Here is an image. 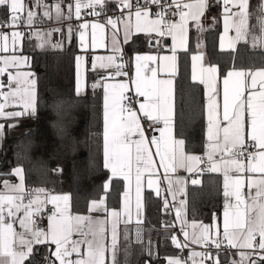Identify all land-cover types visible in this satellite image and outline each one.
<instances>
[{
  "label": "snow or ice",
  "instance_id": "1",
  "mask_svg": "<svg viewBox=\"0 0 264 264\" xmlns=\"http://www.w3.org/2000/svg\"><path fill=\"white\" fill-rule=\"evenodd\" d=\"M65 2L55 0L48 5L45 0H0V8L6 14L0 29H13L10 33L0 31V53H4L0 55V77L7 75V84L0 80V118L20 117L36 111V80L32 73L21 70L28 65L29 58L16 54L26 34L17 29L28 28L27 37L39 41L38 47L51 44L53 48H60L61 44L49 39L53 34L51 30L35 29L38 15L59 23L72 19L73 15L81 19L82 9L91 10L86 15L99 17L109 6V0H67L65 13ZM222 3L221 50L235 51L237 44L243 41L264 51V0L258 5L255 25L249 22L250 0H222ZM116 6L120 15L108 17L105 24L84 22L78 26L80 47L85 51L108 47L100 34L109 27L112 29V54L92 59L93 71L102 69L107 73L92 84L93 89H103V161L104 168L111 174L103 185V195L89 203V214L74 213L69 195L54 194L45 188L28 189L23 168H15L11 175L19 178L18 183L0 180V264H31L38 254L36 246L43 245L54 246L44 258L45 264H117L121 225L125 241L129 240L128 228L133 223L136 241L142 239L145 179L147 188L154 190L158 197L162 195L160 184L167 185L164 208L169 207L167 196L170 195L184 236L181 243L172 235V243L181 250L192 245L204 249L190 250L184 259L168 258L167 264H221L218 254L221 249L236 250L234 257L239 259L234 258L231 264H264V67L229 70L223 77L221 105L218 66L205 65L202 53L192 55L191 80L204 86L207 127L204 154H188L185 141L175 134L173 78L178 70V51H188L190 24L197 31L203 30L202 18L209 8L208 0H171L170 3L167 0H143V3L116 0ZM151 6H156L155 13L151 12ZM34 8L37 11H33ZM169 11L178 19L167 20ZM253 28L258 32H253ZM230 31L235 35L228 36ZM71 32L69 27V34ZM121 33L123 43H128L134 34L151 36L154 33L160 38L155 41L156 45L171 54L161 55L158 49L157 54L135 55L134 76L130 77L124 71ZM167 38L172 42L170 48L164 44ZM200 46L198 43L197 47ZM83 62L84 57L77 56L78 94L84 79ZM118 77L127 79L118 80ZM8 107L21 110L6 111ZM142 118L150 122L159 136L146 135ZM161 123L163 127H159ZM4 127L0 124V133ZM160 169H163L162 178ZM180 170L197 176L205 171L222 176V225L218 217H214L212 225L189 223L185 218L188 180L177 175ZM116 179L124 182L121 207L109 209L107 196ZM200 183L198 178L191 179L192 185ZM178 196L184 198L178 199ZM48 205H52V210L47 215L46 227L41 228L38 220L43 218ZM17 223L20 230L15 226ZM163 226L176 225L166 222ZM212 248L217 250L215 255Z\"/></svg>",
  "mask_w": 264,
  "mask_h": 264
},
{
  "label": "trees",
  "instance_id": "2",
  "mask_svg": "<svg viewBox=\"0 0 264 264\" xmlns=\"http://www.w3.org/2000/svg\"><path fill=\"white\" fill-rule=\"evenodd\" d=\"M110 6L115 4L109 3ZM251 25L256 22L258 4L250 2ZM217 12V11H216ZM213 13V12H212ZM218 14V13H214ZM6 16L0 8V22ZM219 16V15H218ZM219 18L214 17L205 32V52L209 63L216 64L223 75L230 68L264 67V51L240 42L236 50H221L218 47ZM142 37L136 36L126 45L130 52L142 48ZM182 51L178 56V73L175 86L176 134L185 141V149L199 151L203 145V90L199 83L189 77V55ZM54 59L46 58L36 62L34 67L45 82L38 92L35 126L15 137H7L4 155L0 160V176L12 177L16 167L24 170L26 187L45 188L51 192L67 193L71 198L72 211L85 213L92 200L103 195V185L109 178L102 156V102L98 91L80 95L73 85L62 77L51 79ZM205 173V172H204ZM202 175H206V174ZM122 180L112 181L107 196L109 207L117 206L122 192ZM218 182L214 180L206 187L189 188L188 214L192 219L208 221L218 208ZM145 212L150 215L144 221L147 225L170 223V214L164 208V195L145 194ZM154 213H157L156 218ZM117 264H167V259L179 256V248L172 239L158 240L156 256L146 255L144 245L133 240L132 226L128 228L129 240L123 238V226ZM38 254L31 264H41L49 249L46 245L36 246ZM217 253V252H216ZM221 264H225L229 253L220 251Z\"/></svg>",
  "mask_w": 264,
  "mask_h": 264
},
{
  "label": "crops",
  "instance_id": "3",
  "mask_svg": "<svg viewBox=\"0 0 264 264\" xmlns=\"http://www.w3.org/2000/svg\"><path fill=\"white\" fill-rule=\"evenodd\" d=\"M51 1L52 0H46V2H51ZM251 1L252 0H250V2ZM254 1H256V3L258 5L261 2V0H254ZM109 3L116 4V0H109ZM34 10H35V8L33 9V11ZM64 10H65V13H67V0L64 4ZM214 13H218V14H214ZM214 17H218L219 23H220V30H219V34H218V47L220 48V37L222 34H224L222 0H220L219 3L216 0L213 4H211L209 6L204 17L202 18V26H203L202 31H197L196 28L190 24L189 45H188V49H191V53L189 55V77H190V79H191V65H192L191 57H192V55L197 54V53H202L204 55L205 65L212 64V63H209L207 61V58H206L205 32L209 28ZM152 18H155V16H153ZM5 19H6V16L1 19L0 23H2ZM39 19H42L40 15H38V17H37L35 29H39L40 31H43V32H47V31L51 30L53 32V34L49 39L51 40L52 43L61 44V47L60 48H53L51 46V44L45 45V47H43V48L38 47L37 45L39 44V41H37L34 38L29 39L27 37V33L29 32V30H24L21 28L17 29L19 31L24 32L26 35L22 41V44L18 46L16 54L17 55L22 54L23 56H26L29 58L28 65L22 67L21 70L24 72H30L33 74V78H35V80H36L37 99H38L39 88H40L41 84L45 82V78H43V79L41 78V80H40V76L38 74V71L34 67V65L36 64L38 59L44 60L46 58H50V57L52 58L53 57L54 61H53L52 65H54V67H52V68H54L55 70H54V72L50 73L51 74L50 76H47V77L48 78L51 77V79H53V78L56 79V77H62V79L64 81L68 80L69 82L72 83L74 91L77 93V90H76V85H77L76 58L78 56V53L82 52L83 54H85V58H86V62L82 65L85 68V71H84L85 77H84L82 88H81V91L79 92V94L84 95L87 93H92V92L98 91L100 93V97H101L102 115H103V89L102 88L93 89L92 84L94 82L99 81L100 77L102 75H106L107 73L102 69H97L96 71H93L92 70V59L94 56H107V55L112 54L111 50H110L111 49V32H112V29L109 27L104 34H100V38L104 39V41L108 45V47L97 48L95 50H92L91 48H89L87 51H85L83 49L82 50L79 49V29H78V26H79V24L84 23V22H88L89 24H91L93 22H99V21L81 20V21H78L75 23H71L70 21H76L77 20L74 15H73L72 19H65L64 21L59 22V23L56 22L55 20H47V19H42V23H38ZM99 23H101V22H99ZM251 23L252 22H250V25H251ZM255 23L252 25H255ZM101 24H103V23H101ZM69 27L72 28L71 34H69ZM56 29H59V31H56ZM12 30L13 29L8 28V29L3 30V31L10 33ZM0 31H2V30H0ZM90 31H91V29L89 28V32ZM252 31L258 32V29L253 28ZM234 35H235L234 31H230L228 33V36H234ZM136 36L142 37V40L140 43V46H142V48L127 52L126 51L127 50L126 45L128 43H131ZM157 39H160V38L156 37V35L154 33L151 34V36L145 35V34H134L131 36L128 43H123V34L121 33L120 40H121L122 51L126 55L127 65H128V73H129L130 77L134 76V71H135V69H134V63H135L134 57H135V55H137V54H157L158 49H159V54H161V55H164V54L170 55L171 54L169 51H167L166 48H163L161 46L156 45L155 41ZM150 40H151V43L149 42ZM249 41H251V37H249ZM241 42H243V41H241ZM171 43L172 42H171L170 38H167V41L164 40V44L167 45V48L171 47ZM198 43L201 45L199 48L197 47ZM249 44L251 45L250 42H249ZM225 50H231V49L226 48ZM180 52H182V50L178 51V56H179ZM0 55H4V53H0ZM177 64H178V58H177ZM212 65H216V64H212ZM258 68H262V67H257V68H253V69H258ZM232 69L233 68L228 69L225 72V74H223V75H221L220 71H219L220 95H219L218 99L220 100L221 105L223 103V77L227 74V72L229 70H232ZM235 69L239 70L242 68H235ZM247 69H249V68H247ZM218 70H219V68H218ZM9 71H14V70L10 69ZM177 73H178V70H177ZM176 77H177V74L173 78L174 79V89L176 86ZM162 78H166V77H162ZM117 79L122 80V79H127V78L126 77H118ZM0 80H3L4 83L7 84V75L0 77ZM201 86H202V90H203L202 116H203V138H204V140H203L202 149L199 151H188L185 149L188 154H192V155L204 154V151H205L206 127H207V121H206V115H205V105H206L207 99H206V95H205L204 86L203 85H201ZM37 99H36V109H37ZM0 102H2V101H0ZM5 110L6 111H20L21 109L19 107H8ZM35 113H36V111H35ZM175 113H176V108H175ZM0 124H3L5 126L2 133H0V160H1L3 155H4L6 138L18 136V135L32 129L36 124L35 114H27V115H22L20 117L0 118ZM161 127H163V124ZM175 129H176V125H175ZM102 132H103V126H102ZM175 134H176V132H175ZM156 136H159V132L156 133ZM176 137L179 139H183V138L179 137L177 134H176ZM134 139H136V137H134ZM153 151H154V149H153ZM102 156H103V138H102ZM156 159H157V163H158V158H156ZM103 163H104V161H103ZM108 172H109V170H108ZM159 174L162 178L163 177V169H160ZM204 174H206V175L201 174L198 177H196V178L200 179V181H201V183L199 185H192L191 179L194 178L192 176V174H189V173L185 172L184 170H180L177 173V175H179L183 178H186L188 180L187 187H186L187 209H186V217L185 218L189 221V223H191L192 221H196L198 223H203L206 225H212L213 221H214V217H218L219 218L218 222L222 225L223 208H224L222 176L220 174L210 173L207 171H205ZM110 175L111 174L109 172V177H110ZM3 179H7L10 183H18L19 182V178L14 176V175L12 177H1L0 176V180H3ZM108 180H109V178H108ZM108 180H106V182ZM214 180H217V182H218V194H217L218 195V197H217L218 208L213 211V213L211 214V217L208 221L190 218V216L188 214L189 188L192 186H202V185H203V187H204V185L206 187H208V185L211 184ZM122 184H123V189H122V192H123L124 191V182ZM165 185H166V183H165ZM166 187H167V185H166ZM160 189H161V184H160ZM147 192L157 196L154 190L147 188V180L145 179L144 190H143V210H142L143 224H144L145 219L150 216L145 212V194ZM52 193L61 194V195L67 194V193H57V192H52ZM121 193L119 195V202H118L117 206L109 207L107 204V207L109 209H119L121 207ZM132 197H133V205H134V203H135L134 182H133V189H132ZM169 197L172 198L170 195H169ZM183 198L184 197L178 196V199H183ZM88 206H89V204H88ZM78 214H80V213H78ZM81 214H84V213H81ZM85 214H89L88 210L85 212ZM99 214H102V213H99ZM156 216H157V213H154V216H151V217L156 218ZM133 220H135V213L133 215ZM15 226H16L17 230H20L18 223ZM122 226L123 225H121V227ZM131 226L133 229L135 224L133 223L132 225H129V227H131ZM179 226H180V224H179ZM180 229H181V226H180ZM188 231L191 232V229H188ZM182 236H183V234H182ZM46 246H47V249H49V251L54 250V246H48V245H46ZM192 247H194V248H192L191 250L200 251L198 249L199 246L192 245ZM235 251L232 253V260L234 258L237 260L239 259L238 256L234 257ZM215 254L216 253H214V255ZM41 264H45V261L43 260L41 262Z\"/></svg>",
  "mask_w": 264,
  "mask_h": 264
},
{
  "label": "built area",
  "instance_id": "4",
  "mask_svg": "<svg viewBox=\"0 0 264 264\" xmlns=\"http://www.w3.org/2000/svg\"><path fill=\"white\" fill-rule=\"evenodd\" d=\"M216 0H208V4L209 6L211 4H213ZM167 2H171V0H167ZM133 3H135V0H133ZM141 3H143V0H141ZM91 10L90 9H82V12H81V19H77L76 21H70L71 23H75V22H78V21H81V20H95V21H99L103 24L106 23V20L108 17H112V18H116L117 16L120 15V11L119 9L117 8L116 4L114 6H108L107 8H105L104 12L99 16V17H96V16H93V15H86L87 12H90ZM151 11L153 13H155L157 11V8L156 6H151ZM127 12V10H125V13ZM173 19H178V17H173L172 15V12H168L167 13V20H173ZM38 23H42V19H39ZM21 29H24V30H29L28 28L26 27H23L21 26L20 27ZM8 28H2L0 30H6ZM123 63L125 64V68H124V71H127L128 72V65H127V59H126V55L125 53H123ZM142 124H143V127L145 129V132H146V135L151 138L152 136H156V133L157 131H153L151 126H150V122L147 121L146 119H143L142 118ZM162 126V123L159 125V127ZM203 154H200L198 156H202ZM206 162V161H205ZM192 176L194 178L198 177L196 174H192ZM28 189H35L33 187H28ZM165 189H166V185L164 182L161 183V192L162 194L164 195H167L166 192H165ZM167 199L169 201V207H168V212L170 214V223L169 224H172V223H175V227H164L163 225L164 224H161V225H147V224H142V239L139 243H142L144 245V249H145V253L146 255L150 256V257H154L156 256V252H157V245H158V240L161 239V238H169L171 239L172 235H176L178 240L181 242V243H184V237L182 236V232H181V229H180V226H179V222H177V218H176V214H175V208L173 207V201H172V198L169 197V195L167 196ZM52 210V205H48L47 206V209H46V212H45V215L43 216L42 219H39L38 220V225L39 227L41 228H45L46 225H47V215L50 213V211ZM133 240L135 242L136 239H135V226L133 227ZM194 248L191 246V248H188V249H179V256L181 259H184L188 256V253L189 251ZM198 249L200 251L204 250L202 248H199ZM220 251H225V252H228L229 253V256L225 262V264H231V261H232V253L235 251L234 249H221L219 250ZM211 252L214 254L217 252V250L215 248H212L211 249ZM190 264V262H189Z\"/></svg>",
  "mask_w": 264,
  "mask_h": 264
},
{
  "label": "rangeland",
  "instance_id": "5",
  "mask_svg": "<svg viewBox=\"0 0 264 264\" xmlns=\"http://www.w3.org/2000/svg\"><path fill=\"white\" fill-rule=\"evenodd\" d=\"M55 2V0H52L51 2H46V0H45V3L46 4H48V5H51V4H53ZM34 11H37V9H35ZM41 13H42V9L41 10H39ZM150 43H151V40L149 41ZM79 49L80 50H82L81 49V47H80V43H79ZM78 56H83L84 57V62H83V64L86 62V58H85V54H83L82 52H79L78 53ZM84 71H85V68L82 66V74H83V78L85 77V75H84ZM83 81H84V79H83ZM81 214V213H80ZM84 215H87V214H85L84 213ZM92 215H94V216H96V215H100V216H102V214H99V213H92Z\"/></svg>",
  "mask_w": 264,
  "mask_h": 264
},
{
  "label": "water",
  "instance_id": "6",
  "mask_svg": "<svg viewBox=\"0 0 264 264\" xmlns=\"http://www.w3.org/2000/svg\"><path fill=\"white\" fill-rule=\"evenodd\" d=\"M166 41H167V39H166ZM168 43V42H167Z\"/></svg>",
  "mask_w": 264,
  "mask_h": 264
}]
</instances>
